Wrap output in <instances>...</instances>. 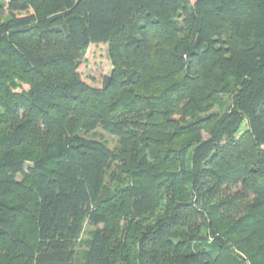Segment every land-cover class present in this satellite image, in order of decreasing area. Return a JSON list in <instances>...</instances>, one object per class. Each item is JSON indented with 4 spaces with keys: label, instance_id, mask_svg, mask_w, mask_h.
Masks as SVG:
<instances>
[{
    "label": "trees",
    "instance_id": "trees-1",
    "mask_svg": "<svg viewBox=\"0 0 264 264\" xmlns=\"http://www.w3.org/2000/svg\"><path fill=\"white\" fill-rule=\"evenodd\" d=\"M0 264H264V0H0Z\"/></svg>",
    "mask_w": 264,
    "mask_h": 264
},
{
    "label": "rangeland",
    "instance_id": "rangeland-1",
    "mask_svg": "<svg viewBox=\"0 0 264 264\" xmlns=\"http://www.w3.org/2000/svg\"><path fill=\"white\" fill-rule=\"evenodd\" d=\"M192 5H194L195 0H191ZM99 64L103 65V73L106 75H110L112 66L111 62H109L108 59V51L107 46L99 45L98 47L91 46L87 49L86 56L83 60V64L80 68L81 73H86L88 69L94 70L98 68ZM24 89H28L27 86L23 85ZM20 89H18L19 91ZM103 136L102 139L104 141H107L108 144H110L111 148L114 149L118 144V141L116 138H113L111 135L106 134L102 132ZM85 232L83 234V241L87 240L88 235L90 231H92V228L89 226L85 227ZM84 243V242H83Z\"/></svg>",
    "mask_w": 264,
    "mask_h": 264
}]
</instances>
